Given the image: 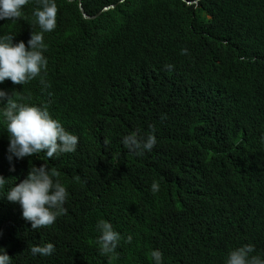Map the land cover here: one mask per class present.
Listing matches in <instances>:
<instances>
[{
	"label": "clouds",
	"instance_id": "clouds-1",
	"mask_svg": "<svg viewBox=\"0 0 264 264\" xmlns=\"http://www.w3.org/2000/svg\"><path fill=\"white\" fill-rule=\"evenodd\" d=\"M68 1L76 3L85 23L91 21L90 27L94 34L87 38L90 46L102 42L105 35L103 25L111 27L116 24L111 22L112 12L122 22L139 14L150 1H155L156 6L163 3V0H104L99 4H86L82 0ZM181 1L189 7L185 23L191 38L175 45L166 44L160 53L161 70L172 71L171 91L179 92L183 76L197 79V85L208 90L206 71L214 79L213 85L209 87L216 91L224 87L225 92L228 91L222 101H215L211 97L200 106L193 105L192 112L202 107L206 116L215 117L217 121L213 125V135L210 129L205 131L208 147H200L195 151L196 170L201 173L202 188L188 193L179 191L174 199L179 208H194L193 213L208 221L207 228L213 233L216 246L213 256L225 254L224 257L222 255V264H264V257L254 254L252 244L240 245L231 241L242 232L243 227L246 235L254 230L264 235V217L261 227L252 226L258 206L264 210V180L257 176L255 167L252 171L253 166L249 165L257 153L264 156V134L253 141L251 150H246L249 159L244 157L242 160L249 164L241 163L247 166L234 163L230 154L223 151V143L238 125L237 101L244 110L248 107L258 111L253 99L248 102L240 98L235 100V97L233 102L228 99V93L234 96L230 87L233 77L224 74L225 70H230L228 54L225 57L219 55V51L223 47L227 49V46L219 34L209 31L210 24L207 22L214 19L234 20L235 23L223 27L237 32L239 41L253 49V56L259 55L264 61V0H228L223 3L227 7L221 6L220 0ZM56 13L55 0H37V3L32 0H0V124L3 125V137L8 136L5 158L9 163V171L15 170L14 161L19 160L23 161L21 163L25 167H31L27 174L26 168L15 173L16 183H10L6 190L4 188L8 180L0 175V190H4L0 199H4L14 211L18 210L19 220L30 222L31 228L35 230L48 229L57 221H71L90 212L86 199L89 196L78 194L76 182L79 179H75V171L66 160L79 145L75 135L77 131L72 124L88 128L102 123L113 107L107 96L102 101L95 98L90 90L86 94L79 92L69 75L61 69L65 65L63 55L67 47L71 45L75 56L79 55L74 43L77 37L69 32L61 33L54 39L58 44L55 49L52 52L47 49L46 38L56 28ZM9 22L14 24L8 26ZM201 36L204 44L195 45L194 41ZM206 39L217 41L205 43ZM252 44H256L257 49ZM51 53L58 56V60L50 62ZM186 54L193 55L195 63L183 64ZM212 63L216 64V69L208 66ZM143 64L144 60L138 56L126 64L132 79L137 77ZM119 83L118 78L114 77L110 84ZM81 109L84 110L85 119L80 117ZM182 138L178 129H168L159 143H156L155 135L138 137L132 132L122 136L121 144L124 149L138 156L158 145L159 153L171 158L173 163L181 157L175 149L182 145ZM213 138L218 143L215 144ZM217 155L218 163L213 161V156ZM136 178L139 188H131L128 194L139 196L141 203L149 209L137 218L141 220L140 223H137V219L133 223L135 231L131 234L135 242L130 249L149 240L138 237L142 225L152 230V237L156 223H160V226L170 225L172 217L191 215V211L179 214L168 199L158 195L160 186L156 170L142 171ZM122 216L129 229L130 216L124 213ZM9 226L10 223L5 226V231H13ZM121 239L122 232L111 219L97 218L93 235L97 248L95 261L109 264L113 257L123 253ZM128 240H131L130 236ZM54 251L51 242L30 248L33 255L42 257L51 256ZM150 255L152 264H167L163 262L160 250L153 249ZM0 264H15L11 261V254L3 247H0Z\"/></svg>",
	"mask_w": 264,
	"mask_h": 264
},
{
	"label": "trees",
	"instance_id": "trees-1",
	"mask_svg": "<svg viewBox=\"0 0 264 264\" xmlns=\"http://www.w3.org/2000/svg\"><path fill=\"white\" fill-rule=\"evenodd\" d=\"M32 1L37 3V0ZM102 1L104 0H82L86 4H99ZM225 2L228 0H220L219 4ZM55 3L56 28L47 35V49L51 52L55 49L58 44L54 39L61 33L69 32L77 37L74 43L79 55L75 56L71 45L67 47L63 55L65 65L61 69L69 75L79 92L86 94L90 90L95 98L102 101L107 96L113 105L111 113L102 123L88 128L72 124L77 131L75 135L79 145L66 160L75 171V179H79L76 182L78 194L89 196L86 199L90 212L84 217L72 218L71 221H57L48 229L35 230L31 228L30 222L19 220L18 210L14 211L4 199H0V247L11 254V261L15 264H99L95 261L97 248L93 235L96 219L103 217L111 219L121 230V242L124 246V252L113 257L109 264H152L150 253L153 249L162 252L163 262L167 264H222L223 254L213 256L216 246L214 235L207 228L208 221L193 213L194 208H179L174 199L179 191L188 193L202 188L201 173L196 170L195 151L200 147H208L205 131L210 129L213 135V125L217 121L215 117L206 116L202 107L192 112L193 105L200 106L211 97L215 101H222L228 91L225 92L224 87L217 91L209 87L213 85L214 79L206 71L208 90L201 89L197 85V79L183 76L179 92L173 93L172 71L160 68V53L166 44L175 45L191 38L189 27L185 23L189 7L181 0H163L160 6H156L155 1H150L139 14L122 22L112 12L111 22L116 24L111 27L103 25L105 35L102 42L90 46L87 38L94 34L90 27L91 21L84 22L76 3L68 0H55ZM221 6L227 7V4ZM207 22L210 24L209 31L219 34L227 46V49L223 47L219 51V55L225 57L228 54L231 71L225 70L224 74L233 77L230 87L234 96L228 93V99L231 102L234 97L235 100L246 99L247 102L253 99L258 111L248 107L244 110L238 100V125L222 146L234 163L247 166L244 164L247 162L242 160L244 157L249 159L246 156L249 152L246 150H251L253 141L264 134V61L259 55L253 56V49L245 47L239 41L237 32L223 27L235 23L234 20L214 19ZM13 24L14 22H9L8 26ZM84 33L85 37L82 38ZM202 37H198L194 44L203 45ZM216 41L206 39L205 43ZM253 46L257 49L256 44ZM136 56L142 58L144 64L137 77L132 79L126 64ZM56 60L58 56L51 53L49 61ZM193 63L194 56L186 54L183 64ZM208 66L216 69L214 63ZM114 77L118 78L119 84H110ZM80 117L86 118L82 109ZM168 129H178L183 136L182 145L175 149L176 153L180 152L181 157L173 163L171 158L159 153L158 145L150 152L138 156L135 152L124 149L121 144L122 136L132 132L138 137L155 135L156 143H159ZM213 141L218 143L214 138ZM7 144L8 136L3 137V125L0 124V175L8 180L4 190L10 183H16L15 173L26 168L27 174L31 168L25 167L21 163L23 161L19 160L14 161L15 170L9 171V163L5 158ZM213 161L218 163V155L213 156ZM251 162L252 164H247L253 166L252 171L255 167L257 176L264 180V156L257 153L251 158ZM155 170L160 186L158 195L168 199L179 214L191 211V215L172 217L170 225L160 226V223H156L152 237V230L142 225L138 237L149 240L130 249L135 242L132 235L135 231L133 223L149 208L141 203L139 196L128 193L131 188L138 190L136 176L140 172ZM4 190H0V195ZM123 213L131 218L130 234ZM263 217L264 210L258 206L252 226L261 227ZM136 221L141 222L140 219ZM9 223V228H13L10 232L5 231V226ZM251 234L246 235L243 227L242 232L231 241L240 245L252 244L254 254L264 257V235L257 230ZM46 242H51L55 247L51 256L42 257L30 252L31 246Z\"/></svg>",
	"mask_w": 264,
	"mask_h": 264
}]
</instances>
